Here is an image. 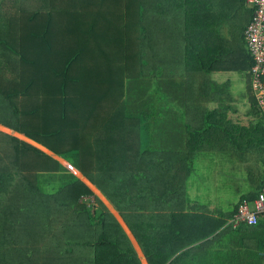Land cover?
Segmentation results:
<instances>
[{"label": "trees", "instance_id": "obj_1", "mask_svg": "<svg viewBox=\"0 0 264 264\" xmlns=\"http://www.w3.org/2000/svg\"><path fill=\"white\" fill-rule=\"evenodd\" d=\"M253 9L247 0H0V222L35 221L32 235H52L47 263L142 264L125 228L73 169L115 206L146 264H199L202 252L213 258L204 264H264L262 223L224 227L237 205L213 215L187 209L166 228L173 204L186 202L141 188L159 166L191 178V145L202 133L185 111L205 106L209 90L218 95L207 106L233 105L231 81L220 90L207 78H248L253 58L244 32ZM102 33L110 35L105 46ZM204 113L201 128H223ZM217 145L212 150L231 162L242 154L247 169H264V134L241 147ZM213 162L202 172L197 165L195 179L205 174L209 183ZM255 177L245 199L257 196L264 170Z\"/></svg>", "mask_w": 264, "mask_h": 264}, {"label": "crops", "instance_id": "obj_2", "mask_svg": "<svg viewBox=\"0 0 264 264\" xmlns=\"http://www.w3.org/2000/svg\"><path fill=\"white\" fill-rule=\"evenodd\" d=\"M247 2H249V0H247ZM253 13H254V9L252 12V17L250 22L252 21L253 18ZM250 22L247 24L246 28L248 27V25L250 24ZM245 28V30H246ZM245 36V35H244ZM228 75L227 79L225 80H230V76L231 75H242L243 77H245L246 83H248L247 86V98H250L252 95L253 98V103L255 106V111L253 112V118L252 116L248 117V121L251 123V125L246 126V121L244 119V121L239 122L241 124H243V126H245V130H247L249 133L251 132V129L253 128V123L255 122L254 120L260 119L264 124V118L261 114L260 111H258L256 109V102L253 96V90H252V85L251 83H253V77L251 76V72L249 71L248 78L243 75V74H238V73H230V72H222V73H214V74H209L207 81L210 82L211 84V88L214 86L215 83H219L218 79L221 78H217L219 75ZM217 81H216V80ZM229 91L230 94L228 95V97H231V99L233 100V103L241 98L240 101H243V98L245 99V96H243L242 94H239L238 97L234 96L233 91H231V88L229 87ZM206 92H208V90H206ZM216 96V93H212L209 92L207 94L204 95L205 97V101L206 104L205 106H199L200 108L203 109V111L205 110V107L209 110L212 109V106H207L208 102L211 99H213ZM235 97V98H234ZM196 108L198 107H194V109L196 110ZM237 107V103L236 106ZM245 117V116H244ZM223 121V123H228L229 120H226L225 118L221 119ZM215 124H217V122H214ZM213 123V124H214ZM223 123H221L222 126ZM212 124V123H210ZM229 126L232 127V125L230 124ZM209 129V143H213L211 144V146L205 145L203 146L199 141L194 140L195 142L194 144L191 145V152L194 154L193 156L195 157V160L197 161V165L202 167V165H206L208 164L211 159L214 160L213 162V166H212V171L209 177L212 178L214 177L215 174H217L218 178L223 177L226 168L230 167L231 165H227L224 167V169H218L216 170L215 168V160L216 158L220 157L223 153V150H221V152H216L215 149L212 150L213 146L215 145V141H217L218 143V147L222 146V142L224 141V137L227 138L229 136L228 133H225L224 130H222V127L219 128V126L217 125V127H214V125H209L208 126ZM264 129V127H262ZM216 133V136L218 134L217 137L214 136V134ZM235 133V132H233ZM260 134H264V132L260 133ZM24 136V135H22ZM21 138V137H20ZM22 139H29L26 136H24ZM28 141V140H26ZM29 142V141H28ZM228 142V141H225ZM31 143V142H29ZM32 144V143H31ZM35 144H37L35 142ZM33 144V145H35ZM39 145V144H38ZM38 148H45L42 145H35ZM41 149V150H42ZM46 149V148H45ZM48 150V149H46ZM43 150L44 152H46L47 154L52 155L54 158H56L57 160L60 161L59 156H57L56 154L52 153L51 151H46ZM220 151V150H219ZM55 155L57 157H55ZM62 159V158H61ZM235 159H233V161L231 162L232 165H234V167H240L236 162H234ZM62 163V161H60ZM63 164V163H62ZM196 165V168H197ZM157 172L154 174H151L148 177L147 180V184L146 185H141L142 188V193L146 194V192L148 193L149 197H152L153 195H160V196H165L168 197L170 196V194H175L177 196H179L183 201H185L186 203H180V204H173V209L170 211V215H173V220L170 219H166L164 220L162 223L164 224V227L168 228L170 222H174V226L177 225L178 223H180V220L175 219V215H179L181 212H185L187 209H190L189 211L191 212H204L208 215H213L215 213H219L220 211H218L219 208H215L212 204V199L209 195L210 190H207V185L210 183H204L203 181H207L209 180V178L206 177V175L204 176H200L199 178L196 177L195 181H191V178H183L180 175H170L171 172L168 171L167 169L164 170L161 168V166L156 168ZM196 174V173H195ZM212 175V176H211ZM183 180V182L181 181ZM264 181V179H263ZM262 181V183H263ZM170 183V184H169ZM197 183V187L195 188V185ZM204 183V185L202 184ZM262 183L259 187V190L261 189ZM155 185L154 188L152 189L153 192H150V185ZM171 186H176L177 189L173 190L171 192H169V188ZM257 188V187H256ZM194 191V193L192 192ZM259 192V191H258ZM257 192V194H258ZM185 193V195H184ZM192 194V195H191ZM256 194V195H257ZM202 199V200H201ZM201 200V202H200ZM242 201H248L251 202L249 199H244ZM110 203V202H109ZM112 207L115 208V206L110 203ZM238 205L237 204V209H238ZM165 205H160V207H163ZM159 207V208H160ZM116 209V208H115ZM236 209V210H237ZM117 210V209H116ZM221 210V209H219ZM114 215H115V211H111ZM118 212V210H117ZM119 213V212H118ZM120 223L122 224V226L125 228L126 232L129 233L128 228L124 226V224L121 222V216L119 214L118 216H115ZM30 222V221H27ZM30 229L32 230H37L39 229V224L35 221L30 222L28 224H14V226L8 225L6 223H1L0 222V264H38L37 261L40 262V264H51L50 262L47 263L48 258H52L53 254V244H54V237L52 235L48 236L47 234H45V236H41V235H32L30 232ZM234 229V228H233ZM129 238L131 239L134 248L136 250V252L138 253V256L140 257V260L142 262V264H146V262L143 260V255L140 251V249L138 248L136 242L133 240L134 238H132L129 234H128ZM263 248L261 247L260 252L258 253L259 257L262 258V253L264 252V250H262ZM32 253L34 255L33 258H26V255L28 253ZM258 257V256H257ZM200 263L199 264H204L206 262H209L210 260L213 261V258L211 257V252H202L200 254ZM33 261V262H31ZM42 261V262H41ZM189 264H195L194 261H192V259H190ZM264 262V261H263Z\"/></svg>", "mask_w": 264, "mask_h": 264}, {"label": "rangeland", "instance_id": "obj_3", "mask_svg": "<svg viewBox=\"0 0 264 264\" xmlns=\"http://www.w3.org/2000/svg\"><path fill=\"white\" fill-rule=\"evenodd\" d=\"M126 23L128 24V26H133V22H126ZM135 32H136V30H131V34H134ZM109 37H110V35L107 33H102V34H99V36H98V38L103 39V42H104L103 45L104 46L108 43ZM246 47H247V44H246ZM247 49H248V47H247ZM27 58L30 59L31 57L29 55H27ZM227 77H228V75H225V74L219 75L217 78H221V79H218L219 83L220 82L221 83L220 84L215 83L214 86L217 89H219V88H220V90L223 89L222 84H224L223 81H225V79H227ZM246 80H245V77H243L242 75H239V76L231 75L230 76L231 82H230L229 87L231 88V91H233L234 96L238 97L239 94H242L243 96H245V99L243 98V101H240L241 98H239L236 101V103H237V107H238V112L239 111L241 112V115H239V116L241 118H244L246 121V126H249V125H251V123L248 121V117L252 116V118H253V112L255 111V108H253V107H255V106H254V103L250 100V98H247V96H246L247 92H248L247 91L248 83H246ZM175 94H177V91H175ZM185 94H187V93H185ZM192 95H201V93H192ZM217 95L218 94H216V96ZM177 97H178V95H177ZM236 103L234 102L233 105L236 106ZM203 104L204 103L202 102L200 105H203ZM233 105H231V106L230 105H224V104L221 106L217 105V104L213 105L212 109L210 110V114L208 115V122H211V123L217 122V123L221 124V123H223V121L221 120L222 118H225L226 120L231 121L232 127L230 126V128L235 132V134L237 136H235L233 133H231L227 138L224 137L223 139L225 141L230 142V143L231 142L235 143V144L239 145V147H241V145H245L247 143L248 136L257 137L260 133L264 132V129L262 128L263 123L261 121V118L254 120L255 122H252L253 123L252 129L254 130V134L252 133L253 134L252 135L247 130H245V126H243V124L239 123L240 118L238 116L235 117L234 116L235 114H232L233 112H231V109H233ZM225 106H226L225 109H228L229 111H226V110L221 111ZM244 108H245V111H249L252 108L254 111L252 110L251 115L249 116L246 113L243 114ZM185 112H187V115H186L187 119L185 118L186 123H188L191 127H193V129H195V127H198L197 129H199L202 133V134L195 133V135L197 137L194 140L199 141L203 146L209 144V142H210L208 139V137L210 135V133L208 131L209 127L207 129L201 128L203 126V122H204L202 117L205 116L203 109L198 107L195 110L194 107L191 106ZM233 116L235 117V119L232 122ZM238 118H239V121H238ZM234 122L236 123L235 125L232 124ZM223 125L224 126H223L222 130L229 127L228 123H223ZM215 127H217V126H215ZM1 130L4 131L3 129H1ZM5 132L9 133L7 130ZM218 135H220V134H218ZM14 136H16V135H14ZM214 136L217 137L216 133L214 134ZM214 143L217 144V141H215ZM238 157L240 159H235L234 162H236L240 167H234V165L231 164V160H230L228 155H221L220 157L216 158V160H215L216 170L224 169L225 166L231 165L230 167L226 168L225 173L223 175L224 178L227 177L229 179H232V181H230L229 184H226L224 182L223 177L218 178L217 174H215L214 177L212 178V180L210 181V183L207 185V190H210L209 195L212 199V204L215 208L221 209V210L218 209V211H220V213L232 210L235 205H237L242 200H244L245 199L244 196H246V194H248V192L250 190V189H247V186L251 185L253 187H256V182H254V181L256 180L255 176H256V173H258V169L264 170L261 168L260 164H258L260 167L259 166L255 167V164H252V165L250 164L249 169H247L248 163L247 164L245 163V160L243 159L242 154H239ZM68 168L70 169V166ZM195 169H196V166L194 167V170L191 171V181H195ZM203 170H204V167L202 165L201 172ZM250 170L253 173H251ZM70 171H71L70 173H74L75 175H79V173H77L73 169H70ZM245 180H247V182H245ZM153 186H154L153 184L150 185V192H153V190H152ZM196 187H197V183L195 185V188ZM176 189H177L176 186H171L168 190H169V192H171V191L176 190ZM94 192H95L96 196L106 205V207L110 211H115L116 212L115 216L119 217V213L117 212V210L111 206L108 199L102 193H100V190L96 189ZM192 192L194 193V191H192ZM101 195H103V197ZM201 200H200V202H201ZM251 207H253V205H251ZM65 219H66V217H63L62 222H64ZM224 227L226 228L227 224ZM33 257H34V255L31 252L26 255V258H33Z\"/></svg>", "mask_w": 264, "mask_h": 264}, {"label": "built area", "instance_id": "obj_4", "mask_svg": "<svg viewBox=\"0 0 264 264\" xmlns=\"http://www.w3.org/2000/svg\"><path fill=\"white\" fill-rule=\"evenodd\" d=\"M254 8L253 18L244 35L248 50L253 58L250 69L253 77L252 90L256 102V109L264 117V0H249ZM253 205V207H251ZM264 223V181L256 198L243 201L227 225L234 229L240 225L256 226ZM264 259V252L262 254Z\"/></svg>", "mask_w": 264, "mask_h": 264}, {"label": "water", "instance_id": "obj_5", "mask_svg": "<svg viewBox=\"0 0 264 264\" xmlns=\"http://www.w3.org/2000/svg\"><path fill=\"white\" fill-rule=\"evenodd\" d=\"M12 134V133H11ZM20 135V134H19ZM30 142V141H29ZM40 149H42V148H40ZM42 150H44V149H42ZM55 157H57L56 155H55ZM60 159V161H62V163H63V165L64 166H66L65 165V163H67V164H69L68 162H66L65 160H63V159H61V158H59ZM65 162V163H64ZM70 165V164H69ZM71 166V165H70ZM67 167V166H66ZM71 167H73V166H71ZM68 168V167H67ZM74 168V167H73ZM75 169V168H74ZM79 172V171H78ZM77 177H79L82 181H84L86 184H88L91 188H92V190H96L97 188L87 179V178H85L81 173H79V175H76ZM98 190V189H97ZM101 193V192H100ZM122 219V218H121ZM121 222L124 224V226L125 227H127L126 226V224L124 223V221H123V219L121 220ZM130 236H131V234L130 233H128ZM132 237V236H131ZM133 238V237H132ZM134 240V239H133ZM143 260H144V258H143ZM145 261V260H144Z\"/></svg>", "mask_w": 264, "mask_h": 264}, {"label": "clouds", "instance_id": "obj_6", "mask_svg": "<svg viewBox=\"0 0 264 264\" xmlns=\"http://www.w3.org/2000/svg\"><path fill=\"white\" fill-rule=\"evenodd\" d=\"M255 198H256V197H255ZM250 201H253V200H250ZM242 202H243V201H241V202L239 203V205H240ZM239 205H238V207H239ZM236 212H237V210L235 211V213H236ZM235 213H234V214H235ZM234 214H233V216H234ZM233 216H232V217H233ZM232 217H231V218H232ZM227 223H228V222H227ZM259 224H260V222H259ZM262 224L264 225V223H262ZM227 226H229V225H227ZM262 254H263V253H262Z\"/></svg>", "mask_w": 264, "mask_h": 264}]
</instances>
